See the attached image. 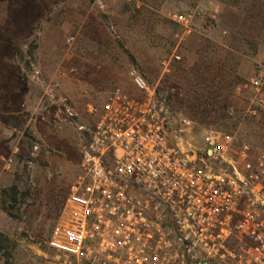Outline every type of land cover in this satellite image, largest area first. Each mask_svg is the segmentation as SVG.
Wrapping results in <instances>:
<instances>
[{
  "label": "rangeland",
  "instance_id": "rangeland-1",
  "mask_svg": "<svg viewBox=\"0 0 264 264\" xmlns=\"http://www.w3.org/2000/svg\"><path fill=\"white\" fill-rule=\"evenodd\" d=\"M133 71L197 138L213 128L264 152V110L251 113L264 0H0V264H29L49 238L89 140L80 126L94 123L87 105L117 86L142 96Z\"/></svg>",
  "mask_w": 264,
  "mask_h": 264
},
{
  "label": "built area",
  "instance_id": "built-area-1",
  "mask_svg": "<svg viewBox=\"0 0 264 264\" xmlns=\"http://www.w3.org/2000/svg\"><path fill=\"white\" fill-rule=\"evenodd\" d=\"M171 18L189 26L185 13ZM132 76L142 96L117 86L87 105L79 172L29 264H264V152L213 128L197 138L188 116Z\"/></svg>",
  "mask_w": 264,
  "mask_h": 264
},
{
  "label": "trees",
  "instance_id": "trees-1",
  "mask_svg": "<svg viewBox=\"0 0 264 264\" xmlns=\"http://www.w3.org/2000/svg\"><path fill=\"white\" fill-rule=\"evenodd\" d=\"M1 249V246H0ZM3 264H10L9 258H6Z\"/></svg>",
  "mask_w": 264,
  "mask_h": 264
}]
</instances>
